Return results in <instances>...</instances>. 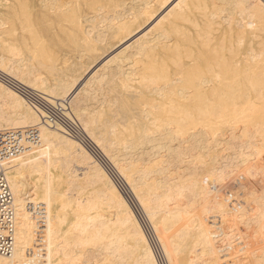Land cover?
I'll return each mask as SVG.
<instances>
[{"label": "bare ground", "instance_id": "obj_1", "mask_svg": "<svg viewBox=\"0 0 264 264\" xmlns=\"http://www.w3.org/2000/svg\"><path fill=\"white\" fill-rule=\"evenodd\" d=\"M170 1L171 0H0V45H2L1 47L6 52L4 57L0 56V72H3V70L8 71L9 73L15 72H12L9 70V68H6L8 66L6 65L5 67V64L3 63L10 61L12 59L10 57H16L17 54L20 53V45L26 46L24 47L25 49H31L30 51L32 53L38 50L42 51L40 55H45L46 53V61H48L47 59H50L52 56L51 62H48V66L46 65L47 67H45L48 72L52 66L56 69H61V65L63 68L67 66L63 61L65 58L63 57L64 59L62 58L61 61L58 58V53L54 54V51H63L70 45H73L71 50H80L81 54V49H86V51L88 50L90 52L89 58H94L96 57V54L94 53L98 51V46L95 42H99L98 40L101 41L99 44H102L104 41L109 42L111 40L112 42H116V39L118 40L119 38L120 40L125 35L127 36L132 29L142 27L141 25H143L145 22L147 23L148 20L150 21V19L155 18V16L158 14L156 17L157 21L153 25L155 30L152 26L149 27H152L151 29H153L152 31L154 32L156 29H158L156 34L157 38L154 37L156 39L152 40V42L147 40L140 41V39L145 37L147 33L151 35L149 28H147V30L143 33L140 32L142 35L138 33L140 34V36H138L140 37L138 39L139 44L137 45L136 49L133 48L136 50L134 53H137V55H135L133 52L132 53L135 57L132 54L131 55L135 59L139 55L140 58L142 57L149 60H147L146 63H150L151 60L154 61L155 58H152L157 56L156 53L159 52V49L161 50L160 54L166 53L169 55V53L171 54V52H174L172 49L177 47L176 50L180 56H178V53H175L177 55L173 54L172 56L174 57L169 55V59H173L172 61L174 64L172 65H175L176 63H178L179 66L185 65L181 66V68L184 67L182 68L183 72L181 69H178L180 72L175 70V74L177 73V75L183 73L180 76L181 78L178 77L177 80H179V78L182 79V77H185L183 78L184 82L182 80V83L178 82L179 84H182V86L176 83L177 80H173V78L170 77L171 74H169L170 72L174 74V72H172L173 68L171 69L169 67L171 69L169 72L167 64L163 66L164 63L161 61V57L158 58V56L156 58H158V61H161L162 64L160 63V65H158L159 62H157L156 59L157 64L156 62H154V64L152 61L150 64L147 63L146 66L144 65L145 67L142 65L143 67L141 66L142 68L140 67L138 71H136L135 68L133 69L136 71V80H133V78L130 77V75H128L126 72L124 75V73L121 72L123 70H121L122 66H117L115 72L110 73L112 75L113 81L109 82L112 83L111 85L113 86L111 87H113V89L116 90V87H118L120 90L127 91V95L129 93V96L122 95L119 93L120 91L117 90L119 91V95L121 94L118 98V104H120L121 109L117 110H120V113H122V116L125 118V124L121 125L122 122H120L122 127L117 129V136L112 134L111 136H108L110 132L108 130L106 131L102 127V132L104 133L105 131L107 137L104 136L105 138H101V136L100 138L104 141H108V145L111 148L115 147V149L118 151H122L123 153L125 152V155H127V153L129 155L130 151L140 149L142 153H147L148 155L152 156L148 164L141 168L135 166L137 161L135 164L130 163V165H132V171H135V174L138 175L140 187L138 186L139 188H137L135 184V181L137 180L131 177V173L129 174V172H125L122 166L117 163L113 156L109 155L114 164H116L118 167V171H120L121 175H123L126 179V185L129 186L131 192L133 191L134 196H136L135 198H137L138 203H140L139 205H141L146 212L145 215H147L146 217H148L150 225L154 230L153 234L155 233V236L158 238V242L160 243L163 249L162 251L166 256L165 259H168L167 261H170V264H192L195 256L198 257V254L203 255L204 252L201 253V251L204 249V247L214 244L213 239L217 240V242L220 239H223V236L219 234L221 232V226L218 225L220 222L213 224L212 221L214 218H218L216 222L220 218L222 219L220 221L230 226L229 221L235 218L232 216L236 213L237 209H240L241 205H247V209L255 213V216H258V219H254L257 220L255 222L264 226V204L260 203L261 205H259L258 202L261 192L259 189L262 188V185H264V0H253V3H249L248 0H232L234 6L236 5L238 9L241 8L239 13L241 15L239 16L241 17V21L237 24H234L235 22L233 20V24L236 26L231 23L232 19L229 17L230 15H225L227 18L223 17L224 20L222 21V24V15H219V13L221 14L222 10L224 13L225 6H221L223 9L217 11L218 8L214 5L216 0H213L215 2H212V0H175L169 9L164 10L163 8H165L167 4L169 5ZM230 6L231 5H229V7ZM236 7L234 8L237 9ZM83 10L86 12L89 10L88 13H90L91 18L86 17L87 19H85L84 17L83 19ZM194 10H197V14L194 13ZM230 11H233V7ZM170 14L172 16H169ZM232 14L234 13L232 12ZM188 18H190V20ZM182 19H184L185 23H191V25L184 26L180 24V22L178 23L179 20L182 22ZM191 19L193 21H191ZM226 19L229 21H227V23H229L227 25ZM89 22H96L98 24L101 22L104 23L103 26L107 28L105 29L107 30V36H105L106 38L103 36L105 39H102L101 37V39L97 40L91 33H88L90 30L93 31V28L96 25L95 24L93 26V24H89ZM224 22L226 28H222ZM87 23L90 25H88L91 27L90 29L88 28ZM151 24L152 23L149 25ZM86 26L88 28L87 30ZM138 31L134 33H137ZM101 34L105 35V33L103 34L102 32ZM2 38L5 39L4 42ZM97 38L99 37L97 36ZM158 38H164V40L161 41ZM7 39L8 41H6ZM137 41H134V43ZM117 42L119 43V41ZM124 47L126 46H123V48ZM132 47H134L133 44ZM100 48H102V46ZM4 51L2 52L4 53ZM191 53L193 55H191ZM48 55H51L50 58H48ZM63 56L66 57L67 55ZM165 56L166 55H164V58ZM43 58L45 59V57ZM43 58L40 57L42 64L44 62L46 63ZM166 58L168 60L167 56ZM32 59H35V57H32ZM145 59L143 63L145 62ZM15 60L18 61L20 59ZM41 60L37 61L41 62ZM105 61H103V63ZM165 62L167 63L166 60ZM13 63L14 62H12V64ZM37 63L35 61V65H37ZM45 63L43 64L44 66ZM136 63L138 62H135V65H137ZM141 63L142 61H140V65ZM12 64L10 62L9 67ZM132 64L130 66H132ZM29 66L31 69L33 68L32 64ZM29 66L26 65L25 67L28 68ZM127 67L128 68L126 69L130 68L129 66ZM1 68L3 70H1ZM177 68L179 67L177 66ZM42 69H44V67H42ZM47 70L44 72L47 73ZM8 72L6 73L8 74ZM184 73H186V75H184ZM27 74L30 76L29 72ZM32 74L34 73L31 72V75ZM37 74V76L35 74L34 75L36 80H39L38 76L40 73ZM14 75L16 74L14 73ZM40 76H42V74ZM35 77L33 76L34 80ZM65 78L66 77H64V79ZM40 79L42 78L40 77ZM16 81L21 83V80L19 79H16ZM51 82H53V80H51ZM23 83L24 82H22V84ZM3 84L12 90L7 86V84L0 81V91L3 90V98L1 101V104L2 102L3 104H0V129H5V127L23 128L28 123L40 125L43 120L39 113L35 109H33L34 113H32V110L28 108L25 101L15 91L12 90V92L8 94ZM71 84H76V81ZM28 85H30L29 87L31 88L32 85L30 83ZM44 86L42 88H44ZM38 87H36V89H40V87ZM113 89L111 91L114 92ZM40 90L44 93L45 89ZM46 92V96L48 94L50 96V93L47 92V94ZM132 94L134 96H132ZM113 111L114 110H112V112ZM122 116L121 118H123ZM124 118L121 120L123 121ZM90 120H85L88 122L83 123L84 129H87L88 123H91ZM113 126L114 125L111 126L110 130L112 128L113 130H116V128H114L115 126ZM49 127L51 128V126ZM107 127L110 126L108 125ZM52 128H54V130L52 129L53 131L44 126L42 130L43 135H40L41 138L43 137V141L40 138V143L41 141L43 143H39V146L31 148L25 151L22 155L15 156L12 159L0 161V172L4 174V177L7 180L9 188L13 194L16 216L14 250L9 257L0 256V264L25 263L27 259V250L34 246L30 242V240H32V238H30V231H32L30 228L33 217L31 218L29 205L33 209V206L35 207L37 204L44 206V211H42L44 214L43 221L45 222L43 223L45 228L43 231L45 232V237L43 240L45 254L43 253L40 256H42L41 258L44 256L48 264H50V261L53 262L55 259L57 260V255L55 254L59 251L62 252L61 249H65L66 245L69 246L70 243H73L71 248H76V251H79V249H81L79 247L82 246L83 248L85 245H90L93 247V251L96 252H102L105 250L111 251L112 249L115 250V252H120V248L123 247L132 260H138V264H156V259L152 249L142 231V228H140L139 223L135 218L136 215L134 216L125 198L117 190L116 186L110 181L108 174L103 171L104 169L102 170L101 167L95 164L98 178L95 180L92 179L93 181L90 180L92 182H90L91 185L88 187L90 191L88 190V193L84 195L88 196L89 192H91L89 197H84L83 201H77L76 199L74 201L65 197L66 195L61 190V184L65 183H63V180L65 179H63L60 174L53 173L52 168L54 169V167L52 166L56 162L54 160L51 161V157L58 151L67 153V150L74 149L76 151L78 150L77 152H79L81 151V146H79L75 140L64 136L63 131L60 129H57L56 127ZM55 129L57 131H55ZM107 132L109 133L107 134ZM227 133L232 136V138H237L241 145H243V148L245 147L247 149V153L244 152L246 157H241L242 159L237 156L239 159L235 160L232 155V160H235L233 163L234 166H232L237 167V171L233 172V176H231V171L226 173L223 172L222 160L225 159V157L222 156L218 158V156L215 155L216 153H213L215 152L213 147L214 145H217V143L218 145L223 143H225L226 146L227 144L229 145L228 142L226 143V141L231 139L229 135V139L226 138L227 140L223 137L224 139L221 140L223 143H220V140L218 139V137L223 135L225 136ZM188 134L190 137L188 139H191L189 141L190 144L193 143L195 145L196 143H205V146L210 147L211 155L210 157L208 156L210 158V161L208 160L209 163L205 162L207 160L204 157L203 158L205 161L199 156L201 154L200 153L198 155L199 157L197 156L199 161L198 158L195 157L197 158L195 160L200 163L199 167H197L200 169L199 172L196 171L197 175L195 172V174L188 177L179 175L176 177V181H174V179V182H165L166 185L160 187L156 182V176L160 173H163V171H166L164 170L165 168L163 169L164 165L161 164L163 161L160 156L162 153L159 154L160 150L163 147L166 148L165 144L167 145V142L168 144H171L173 139L180 141V137L183 138V136L185 137ZM94 137L95 138L93 139H95V142L91 137L90 139L94 142V145L95 143L98 145L99 140L96 136ZM57 146L59 148H57ZM177 146L173 147V149L172 147H167L169 150H171L170 152H172V150L173 153L176 152L175 155L177 156V149H179ZM168 148H166L167 151ZM210 149L208 150L210 151ZM236 153L238 154V152ZM226 158L228 160L229 157L227 156ZM88 160L91 161V158L89 157ZM223 161L226 162V160ZM45 162L47 163L45 164ZM165 162H163V164ZM229 163L230 161H228V164H224V167L230 168L229 166H231V164L229 165ZM44 164L48 167L47 171H49L50 168V174H48L49 176L47 177L42 175V173H44L42 172V169L46 167ZM224 179L225 181H222ZM27 180H30L33 183L32 189L30 191L32 196H30L31 198L26 195L25 187L27 184L25 183ZM100 185L106 186H103L104 188H107V190L105 189V194V190L103 191V187ZM220 185L225 186V190L220 192ZM254 187H259V189L252 190ZM76 193H79L78 190ZM171 196L174 197L172 198L175 201V204L172 205L168 203L170 200H172ZM182 196H186L187 198L186 206L182 205L184 201L179 203V200ZM214 199L217 200L215 201ZM213 200L214 205L212 204ZM243 202L245 204H243ZM257 202L258 205L256 204ZM185 203L186 201L184 204ZM111 208H113L112 212L109 211ZM214 209L215 215H211ZM106 211L110 214L105 213ZM36 216H38V214ZM209 216L212 218L209 219ZM237 216L240 215L236 214V218ZM250 216L251 215L248 213V218ZM239 218H241V216ZM241 219L245 218L243 217ZM145 220L147 221V219ZM246 220L242 222H245ZM252 222L253 221L250 223L252 224ZM257 223H255V225H258ZM238 225H240V223ZM238 225L236 226L238 227ZM241 225L243 224L241 223ZM258 227L254 228L257 229ZM209 228L212 230V232ZM239 228L240 227H238V231H240L241 234L242 228L244 227L240 228L241 230ZM263 228H260V230H264ZM253 230L249 233L260 231ZM248 231L249 229L247 232H243L244 236L245 234H248ZM261 233L262 232L260 231V236L258 238L257 236H253L255 237L254 241L252 242L250 240V246L248 245L250 250L247 251V253L252 255L251 258L254 259H252L253 262H256L254 264H264V236ZM261 235L263 238H260ZM166 236H171L173 239L171 241L175 244V248L170 245L171 241L169 244L166 243ZM240 236L237 235V237H235L238 239ZM244 236L242 235L243 240ZM189 238H192L193 242L191 243L190 247H187L186 243L188 242ZM240 238L237 241L241 242ZM249 238L250 236L248 239ZM58 239L62 240L63 243L61 241L59 242ZM34 240L35 244L39 243L37 235L35 236ZM116 242H118L117 244L119 245H117ZM178 242L179 246H181V250L183 251L185 249L183 253L181 252L182 254H178ZM62 244L65 246H62ZM226 244L228 243L226 242ZM58 245L62 246L61 249L59 248L60 250L56 248ZM235 245L232 247V250L236 249ZM74 246H79V249L77 250V247ZM208 247L206 249H208ZM71 248H69V252ZM209 248L211 249V247ZM218 248L220 247L218 246ZM175 249L176 252L175 256L173 257ZM54 251V255L56 257L54 256V258L52 257L51 259V254ZM66 251L65 253L68 252ZM76 251L75 254L77 253ZM60 252L58 254H60ZM96 252L93 253L96 255ZM213 252L214 251H212V253ZM68 253L65 254V256L69 255V258L70 254ZM106 253V256L103 255V257H105V261L103 258H101V260L109 264V260L106 261V259L111 252H105V254ZM61 254V256H63V252ZM208 254L207 255L210 256V253ZM73 256L75 255H72L71 257L73 258ZM58 258L60 259V257ZM202 258H204V255L203 257L201 256L200 260H198L199 263L203 260ZM212 259L210 260L211 262L213 261ZM205 261L208 264L210 262H207V260ZM231 261L232 260L230 258V262ZM135 262L136 261H132V263ZM230 262L229 264H232V262ZM201 263H204V261Z\"/></svg>", "mask_w": 264, "mask_h": 264}, {"label": "rangeland", "instance_id": "obj_2", "mask_svg": "<svg viewBox=\"0 0 264 264\" xmlns=\"http://www.w3.org/2000/svg\"><path fill=\"white\" fill-rule=\"evenodd\" d=\"M174 1L175 0H171L170 1V3H169V5L167 4L166 5V7L165 8H163L164 10H166V9H169L172 5H173V3H174ZM221 0H216V2L215 1H213L212 0V2H215V6L218 8L217 9V11H220L221 9H223V8H221V6L223 7V6H225L224 8V13H223V10L221 11L222 13L220 14L219 13V15H222V17H221V22L224 20V18H227V16L225 17V15H230L229 17L232 19V24L234 23V24H237V23H239L240 21H241V17H239V16H241L239 13H240V11H241V8H239L238 9V7H236V5L234 6V4L232 3V0H226V2H225V0H224V2H223V0L220 2ZM230 2H231V4H230ZM248 2L249 3H253L254 1L253 0H248ZM221 3V4H220ZM223 4V5H222ZM226 4V5H225ZM129 5V4H128ZM127 5V6H128ZM229 5H231L230 7H229ZM126 6V7H127ZM227 7V8H226ZM228 7H229V10H228ZM232 7H233V13L234 14H232V12L230 11V10H232ZM234 7H236L237 9H235ZM231 8V9H230ZM230 12H228L227 10ZM163 10V11H164ZM236 10V11H235ZM162 11V10H161ZM193 11V10H192ZM195 12V14H197L196 12H197V10H194ZM235 11V12H234ZM239 11V12H238ZM89 12V10L86 12L85 10H83V19H84V17H85V19H87V18H91V16H90V13H88ZM226 12V13H225ZM238 14H237V13ZM85 13V14H84ZM229 13V14H228ZM238 15H236V14ZM85 15V16H84ZM92 15V14H91ZM155 15V14H154ZM236 15V16H235ZM89 16V17H88ZM158 16V14L155 16V18H152V19H150V21L148 20L147 21V23L145 22L143 25H141L142 27H137V28H135V29H132L133 30V32H132V30H131V32L126 36H124L123 38H121L120 40H119V38H118V40L116 39L115 41L116 42H112V40L111 41H109V42H107V41H104V42H102V44L100 45L99 44V42H101L100 40H98V39H101V37H102V39H105L106 37L105 36H107V30H105V29H107L105 26H103L104 25V23H100V24H98V23H96V22H89V24L90 23H92L93 24V26H94V28H93V31H91L90 30V32H88V33H91L92 35H93V37H95L99 42H95L96 44H97V46H98V51L97 52H95L94 54H96V57H94V58H89V56H90V52L88 51V53H87V51H86V49H81V52H82V54L80 53V50H78V49H76V50H78V51H74V50H71V48H73V45H70V46H68V47H66L65 48V50H63V51H61V50H55L54 51V54H57L58 55V58L62 61V58L64 59L63 61L65 62V64L67 65L65 68H63L62 67V65H61V69H56V68H53V66H52V68L50 69L51 70V72H50V70H49V72H48V70L45 68V67H47L48 66V64L51 62V58H52V56H51V58H50V56L48 55V58H50V59H47L48 61H46V57L47 56H45L46 55V53H45V55L43 56V55H40V53L42 52V51H40V50H38V51H34L33 53L27 48V49H25L24 47H26V46H21L20 45V53H18L17 54V56L15 57H10V58H12L10 61H8V62H5V63H3V64H5L4 66L6 67V65L8 66V67H6V68H9V70H11L12 72H14L16 75H14V73H9L8 71H4L2 68H1V70H3V74L4 75H6V76H8V77H10V78H14L15 80L16 79H19V80H21V84H22V82H24L23 83V85H25L26 86V83H27V87L28 88H30L29 86L30 85H28L29 83L32 85L31 86V89H32V87H33V89L32 90H34L35 92H38L39 94H41L47 101H49V102H51V103H53V104H57V103H62V104H64L65 105V109H66V112H67V115H69L70 117H72V118H75L78 122H79V124L81 125V127H82V129H83V131L84 132H86L85 134L87 135V137L90 139V137L93 139V138H95L94 136H96L97 138H98V140H99V143H100V146H99V143H98V145H96V143H95V145L97 146L96 147V150L98 151V153H99V155H100V157L102 158V160H103V162H99L96 158H94L93 156H91V154L89 153V152H87L84 148H82L81 147V151H79V152H77L76 150H67V153H62L61 151H58L57 153H55V154H53L52 155V157H51V161L52 160H54L56 163V165L54 164L52 167H54V169L52 168V171H53V173L54 174H60L61 176H62V178L63 179H65V180H63V183L64 184H61V190H62V192H64V194L66 195L65 197H67V198H69V199H71V200H74L75 201V199L77 200V201H83V198L85 197H89L90 196V193L91 192H89V195L88 196H84V195H86L87 193H88V187L91 185V181H93V180H95L96 178H98L97 177V171H96V167H95V164L96 165H98L99 167H101L102 168V170L106 173V174H108V177L110 178V181L113 183V185H115L116 186V188H117V190L123 195V197L125 198V200H126V202H127V204L129 205V207H130V209L132 210V212H133V214H134V216H135V218L137 219V221H138V223H139V226H140V228H142V231H143V233H144V235H145V237H146V239H147V241H148V243H149V245H150V247H151V249H152V252H153V254H154V257H155V259H156V264H170V261H167L168 259H165V255H164V252L162 251L163 249H162V247H161V245H160V243L158 242V238H157V236H155L156 234L154 233L153 234V232H154V230H153V228H152V226L150 225V222H149V220H148V217H146L147 215H145V211H144V209L142 208V206L141 205H139L140 203H138V199L137 198H135L136 196H134V193H133V191L131 192V189L129 188V186H127L126 184V179L124 178V176L123 175H121V173H120V171H118L119 169H117L118 167L116 166V164H114V162L112 161V159L110 158V156L109 155H112L113 156V158L117 161V163H119L121 166H122V168H123V170L125 171V172H129V174L131 173V177H133V179H136L137 181H135V184H136V186H137V188H139L140 187V183H139V180H138V175L137 174H135V171H132V165H130V163L132 164V163H136V161H137V165L135 164V166H137L138 168H141V167H143L144 165H147L148 164V162H149V160L151 159V157L152 156H150V155H148L147 153H142V151L140 150V149H136V150H134V151H130L129 152V155H128V153H127V155H128V157H127V155H125L126 153L124 152H122V151H118L117 149H115V147L114 148H111L108 144H109V142L108 141H104L103 139H101V138H103L104 136L105 137H107V135H106V133H105V131H104V133L102 132L103 130H102V127H103V129H105L106 131L108 130L109 132H107V134H108V136L110 135L111 136V134L112 135H116L117 136V134H118V130L117 129H119V128H121L122 126L121 125H123V124H125V118L122 116V113H120V110H117V109H121L120 108V104H118L119 103V101H118V98L120 97V95L122 94V95H127V91H123V90H120L118 87H116V90L115 89H113V87H111V86H113V85H111L112 83L111 82H109V81H113V78H112V75L110 74L111 72H115V70H116V67L117 66H122L121 67V72L122 73H124V75H125V72L126 73H128V75H130V77H132L133 78V80H136V71H138V69L143 65H147V63H146V61L148 60V59H145V58H142V60H141V58H140V56L138 55V57H136V59L134 58L135 56H134V54L135 55H137V53H134V51L136 52V50H134L133 48H135L136 49V47H137V45L139 44V38L140 37H138V36H140V34L142 35V33L144 32V31H146L147 30V28H149L150 26H152L153 27V25H154V23H156V21H157V19H156V17ZM169 16H172L171 14L169 15ZM87 17V18H86ZM154 17V16H153ZM224 17V18H223ZM233 17V18H232ZM234 17H238L237 19L236 18H234ZM189 20H190V18H188ZM230 19V20H231ZM239 19V20H238ZM183 21V23L181 22V20H179L178 21V23L180 22V24H182V25H184V26H190L191 25V23H185L184 22V19H182ZM233 20H234V22H233ZM236 20V21H235ZM237 20H238V22H237ZM154 21V22H153ZM186 21H188V20H186ZM191 21H193L192 19H191ZM227 19H226V25L227 24H229V23H227ZM190 22V21H189ZM229 22V21H228ZM150 23H152L151 25H149ZM88 23H87V26L89 25ZM92 24H91V26H92ZM148 24V25H147ZM186 24V25H185ZM222 24H223V22H222ZM233 24V25H234ZM156 25V24H155ZM226 25H225V22H224V25H223V27L222 28H226ZM239 25V24H238ZM237 25V26H238ZM87 26H86V30L89 28H91V27H89L88 26V28H87ZM234 26H236V25H234ZM101 27V28H100ZM151 27V28H152ZM103 28V29H102ZM151 28H149L150 29V33H151V35L149 34V33H147V35L145 36V37H143L142 39H140V41L142 40V41H151L152 42V40H154V39H156L157 38V36H156V34H157V31H158V29H156V31L154 32V31H152L153 29H154V27H153V29H151ZM155 28H156V26H155ZM158 28V27H157ZM137 29V30H136ZM141 29V30H140ZM97 30H99V31H97ZM139 30V31H138ZM143 30V31H142ZM155 30V29H154ZM136 31H138L137 33H134V32H136ZM101 32L104 34L105 33V35H102L101 34ZM140 32H142V33H140ZM149 32V31H148ZM153 32V33H152ZM94 33V34H93ZM98 33V34H97ZM138 33H140V34H138ZM133 34H136V35H133ZM148 34H149V37H148ZM95 35V36H94ZM100 35V36H99ZM102 35V36H101ZM155 35V36H154ZM97 36L99 37V38H97ZM103 36L105 37V38H103ZM152 36V37H151ZM136 37V38H135ZM151 37V38H150ZM154 37H156V38H154ZM149 38V39H148ZM3 39V42L5 41V39L4 38H2ZM123 39V40H122ZM128 39V40H127ZM134 39V40H133ZM136 39V40H135ZM151 39V40H150ZM158 39H160L161 41H163L164 40V38H158ZM1 40V39H0ZM127 40V41H126ZM130 40V41H129ZM138 40V41H137ZM6 41H8V39L6 40ZM117 41H119V43L117 42ZM133 41V42H132ZM134 41H137V42H135L134 43ZM107 42V43H106ZM112 42V43H111ZM108 43H110V44H108ZM113 43H115V44H113ZM118 43V44H117ZM149 43V42H148ZM122 44V45H121ZM129 46H128V45ZM132 44H133V46L134 47H132ZM100 45V46H99ZM105 45H107V46H105ZM120 45V46H119ZM2 45H0V56H2V57H4L6 54V52L3 50V48L1 47ZM102 46V48H100ZM115 46V47H114ZM123 46H126V47H124L123 48ZM131 46V47H130ZM28 47V46H27ZM70 47V48H69ZM117 47V48H116ZM130 47V48H129ZM127 48V49H126ZM129 48V49H128ZM123 49H124V51H123ZM133 49V50H132ZM177 49V47L175 48H173L172 49V51L174 50V52L172 53L171 51V54L169 53V55H177V54H175V53H178V51L176 50ZM30 52H28V51ZM84 50V51H83ZM2 51H4V53L2 52ZM72 51V52H71ZM86 51V52H85ZM112 51V52H111ZM123 53H122V52ZM126 51V52H125ZM128 51V52H127ZM160 49H159V52H157L156 54H157V56H158V58H160V59H162L161 61H163V63H164V65L163 66H165L166 64H167V68H173V70H172V72H174V74H175V70H178V69H181V71L183 72V70H182V68H184V67H182L181 68V66H185V65H181V66H179V64L178 63H176L175 65H172V64H174V62L172 61V60H170L169 59V55H167L166 53L165 54H163V53H161L160 54ZM176 51V52H175ZM77 52V53H76ZM115 52H117V53H115ZM134 54H133V53ZM62 53V54H61ZM69 53V54H68ZM115 53V54H114ZM130 53V54H129ZM168 53V52H167ZM33 54V55H32ZM37 54H39V55H37ZM79 54V55H78ZM84 54V55H83ZM122 54V55H121ZM127 54V55H126ZM134 56V57H132V55ZM190 54V53H189ZM193 54H194V52H193ZM192 53H191V55H193ZM63 55H67L66 57L65 56H63ZM114 56V58H113V56ZM119 55V56H118ZM159 55H161V56H159ZM164 55H166L167 57H168V60H167V58H166V56H165V58H164ZM45 57V59L43 58V57ZM69 56V57H68ZM79 56V57H78ZM84 56V57H83ZM112 56V57H111ZM156 56V57H157ZM178 56H180L179 55V53H178ZM32 57L34 58L35 57V59H32ZM39 57V58H38ZM40 57L41 58H43L45 61H46V63H45V66L42 64V60L40 59ZM81 57V58H80ZM87 57H88V59H87ZM111 57V58H110ZM130 57V58H129ZM156 57H153L152 59H154V61L153 60H151V62L153 61V63L154 62H156V59H157V62H159L158 60V58H156ZM167 61V63L165 62V60L163 59V58ZM172 57H174V56H172ZM109 58V59H108ZM124 60H123V59ZM135 60H134V59ZM15 59H20V60H18V61H16ZM79 59V60H78ZM90 59V60H89ZM94 59V60H93ZM106 59H108L107 61H105ZM113 59V60H112ZM122 59V60H121ZM132 59V60H131ZM138 59V60H137ZM140 59V60H139ZM144 59H145V62L143 63V61H144ZM150 59V58H149ZM40 61L41 60V62H38V61ZM65 60H67V61H65ZM82 60V61H81ZM116 60V61H115ZM137 60V61H136ZM27 61V62H26ZM29 61H30V64H32V69H31V67L29 66L30 64H29ZM35 61H36V63H37V65H35ZM60 61V62H61ZM92 61V62H91ZM103 61H105L104 63H103ZM113 61V62H112ZM125 61V62H124ZM138 62V63H136L137 65H139V66H137V65H135V62ZM140 61H142V63H141V65H140ZM149 61V60H148ZM159 62V64L158 65H160V63L162 64V62ZM172 61V62H171ZM10 62H11V64H12V62H14L10 67H9V65H10ZM49 62V63H48ZM120 62H121V64H120ZM150 62V63H151ZM157 62H156V64H157ZM171 62V63H170ZM41 63V64H40ZM89 63H91V64H89ZM132 64V66H130L131 64ZM150 63H148V64H150ZM16 64H18V65H16ZM22 64V65H21ZM83 64V65H82ZM104 66H103V65ZM112 64V65H111ZM127 64V65H126ZM130 64V65H129ZM155 64V63H154ZM153 64V65H154ZM15 65H16V67H15ZM29 66L28 68L27 67H25V66ZM41 65H43V66H41ZM47 65V66H46ZM84 65H86V66H84ZM88 65V66H87ZM114 65V66H113ZM158 65H157V67H158ZM102 66V67H101ZM127 66H129L130 68L129 69H126V68H128ZM135 66V67H134ZM142 66V67H143ZM144 66V67H145ZM154 66H156V65H154ZM162 66V67H163ZM175 66V67H174ZM177 66L179 67V68H177ZM21 67V68H20ZM39 67H41V68H39ZM42 67H44V69H42ZM87 67V68H86ZM105 67V68H104ZM133 67V68H132ZM138 67V68H137ZM141 67V68H142ZM160 67V66H159ZM15 68V69H14ZM35 68V69H34ZM99 68V69H98ZM101 68V69H100ZM115 68V69H114ZM132 68V69H131ZM136 69V71L135 70H133V69ZM168 69L169 70V72L171 71V69ZM175 68H177V69H175ZM17 69H19V70H17ZM26 69V70H25ZM32 71H31V70ZM38 69V70H37ZM42 69V70H41ZM57 71H56V70ZM77 69V70H76ZM79 69V70H78ZM85 69V70H84ZM95 69V70H94ZM104 69H105V71H104ZM47 70V73L46 72H44V71H46ZM52 70H54V71H52ZM92 70V71H91ZM103 70V71H102ZM111 70H113V71H111ZM125 70V71H124ZM18 71V72H17ZM35 71H38V72H35ZM6 72H8V74L6 73ZM20 72V73H19ZM30 73V76L27 74V73ZM31 72L32 73H34L36 76L38 75L37 73H40L39 74V80L37 79L36 80V77H35V75L34 74H32L31 75ZM72 72V73H71ZM100 72V73H99ZM117 72V71H116ZM177 72V71H176ZM178 72H180V70H178ZM18 73V74H17ZM26 73V74H25ZM77 73V74H76ZM102 73V74H101ZM42 74V76H40ZM50 74V75H49ZM100 74H101V76H100ZM169 74H171V78H173V80H177L178 79V77H180L181 76V74H183V73H181V74H178L177 75V73L174 75L173 73H169ZM70 75V76H69ZM172 75H173V77H172ZM176 75H177V78H176ZM184 75H186V73H184ZM183 75V76H184ZM16 76V77H15ZM33 76L35 77V80L33 79ZM51 76H52V78H51ZM69 76V77H68ZM20 77V78H19ZM37 77V78H38ZM40 77L43 79V81H42V79H40ZM64 77H66L65 79H64ZM71 77V78H70ZM74 77V78H73ZM80 79H79V78ZM99 77H101V78H99ZM24 79V80H22V79ZM111 78H112V80H111ZM175 78V79H174ZM181 78V77H180ZM179 78V80H177V82L176 83H182V81L184 80L183 78H185V77H182V79H180ZM45 79H46V81H45ZM27 80V81H26ZM41 80V81H40ZM51 80H53V82H51ZM96 80V81H95ZM97 80H99V81H97ZM182 80V81H181ZM63 81V82H62ZM68 81V82H67ZM76 81V84H71V83H73V82H75ZM181 81V82H180ZM37 82V83H36ZM44 82V83H43ZM61 82V83H60ZM70 82V83H69ZM134 82H136V81H134ZM184 82V81H183ZM35 83V84H34ZM63 83V84H62ZM178 83V84H179ZM59 84V85H58ZM85 84V85H84ZM107 84V85H106ZM183 84H185V83H183ZM4 85V84H3ZM40 85V86H39ZM42 85V86H41ZM45 85V86H44ZM54 85V86H53ZM180 86H182V84H179ZM5 86V85H4ZM40 87V89H45L44 90V93L40 90V89H36V87ZM44 86V88H42ZM62 86V87H61ZM104 86V87H103ZM107 86V87H106ZM38 87V88H39ZM46 87V88H45ZM60 87V88H59ZM111 87V88H110ZM49 88V89H48ZM63 90H62V89ZM84 88V89H83ZM5 89H6V92H8V94L10 93V92H12V90H10L9 88H7L6 86H5ZM48 89V90H47ZM53 89V90H52ZM56 89V90H55ZM114 90V92L113 91H111V90ZM51 90V91H50ZM117 90H119V91H117ZM42 93H41V92ZM49 92L50 93V96H49V94L47 93V92ZM45 92L48 94L47 96H46V94H45ZM56 92V93H55ZM111 92V93H110ZM113 92V93H112ZM117 92V93H116ZM121 93L120 95H119V93ZM53 93V94H52ZM84 93H85V95H84ZM125 93V94H124ZM130 93H132V92H130ZM3 90H1L0 91V104H1V101H2V98H3ZM115 94V95H114ZM118 94V95H117ZM53 97H52V96ZM106 95V96H105ZM127 96H129V93H128V95ZM130 96H131V94H130ZM132 96H134L133 94H132ZM51 97V98H50ZM104 97V98H103ZM96 98V99H95ZM113 98V99H112ZM98 99V100H97ZM101 99V100H100ZM100 102V103H99ZM2 104H3V102H2ZM1 104V105H2ZM28 106V105H27ZM108 106V107H107ZM1 107H3V106H1ZM5 108V107H4ZM28 108H30L31 110H32V113H34V110L30 107V106H28ZM109 108V109H108ZM111 110V111H110ZM112 110H114L113 112H112ZM118 112V113H117ZM89 113V114H88ZM117 113V114H116ZM92 114V115H91ZM116 114V115H115ZM115 115V116H114ZM111 116V117H110ZM114 116V117H113ZM121 116L124 118V122L121 120V119H123V118H121ZM116 117V118H115ZM83 118H85V119H83ZM92 118V119H91ZM91 119V120H90ZM85 120H90L91 121V123L89 122L88 123V127H87V129H84V126H83V123H87L88 121H85ZM117 120V121H116ZM97 121V122H96ZM43 122V121H42ZM40 123V125L39 124H35V123H28L25 127H28V126H37L38 128H39V131H40V135L42 136L43 134H42V130H43V128H44V126L46 127V128H48L49 130H54V128H50L45 122H43V123ZM94 122V123H93ZM115 124H114V123ZM120 122H122V124L120 125ZM45 123V124H44ZM105 123V124H104ZM118 123H119V125H118ZM43 124H44V126H43ZM90 124V125H89ZM110 126V127H107L108 125ZM48 127H47V126ZM112 125H114L113 127L114 128H116V130H117V132H116V130L114 129L113 130V128L110 130V128H111V126ZM117 125V126H116ZM43 127V128H42ZM104 127H106V128H104ZM5 128H10V127H5ZM91 128H92V130H91ZM107 128H109V129H107ZM95 129V130H94ZM52 130V131H53ZM90 130H91V132H90ZM55 131H57L56 129H55ZM100 131V132H99ZM59 132V131H58ZM102 132V133H101ZM113 132V133H112ZM114 132H115V134H114ZM92 135H91V134ZM97 133V134H96ZM117 133V134H116ZM61 134H63V133H61ZM95 134V135H94ZM104 134V135H103ZM64 135V134H63ZM100 135V136H99ZM229 134L227 133L225 136L223 135V136H221V137H218V139L220 140V143H223L221 140L222 139H229L228 137L230 136H228ZM64 136H66V135H64ZM93 136V137H92ZM102 136V137H101ZM67 137V136H66ZM101 137V138H100ZM104 137V138H105ZM224 137V138H223ZM67 138H69V137H67ZM184 138V139H183ZM183 138H179L180 139V141H176V140H172L171 141V144L169 143L168 144V142H167V145L165 144V146H166V148H170V147H172V149H173V147H175V146H177V145H180V146H177V148H179V149H177V156L175 155L176 154V152L175 153H173V150H172V152H170L171 150H169V148H168V151H167V149L165 148V147H163L161 150H160V153L159 154H161L160 156H161V159H162V161L163 162H165L164 164H163V162L161 163L162 165H164L163 166V169L164 170H166V171H163V173H160V174H158L157 176H156V182L158 183V185L160 186V187H163L164 185H166L165 184V182L167 183V182H174V181H176L177 179H176V177L177 176H183V177H188V176H191V175H193V174H195L196 173V175H197V172H199V170L200 169H198L197 167H199V165H200V163H198V161H199V156L200 157H204L207 161H205V159H204V161L205 162H207V163H209L208 162V160L210 161V153H211V149H210V147H208V146H205V143H196L195 145L193 144V143H191L190 144V140L188 139V138H190L189 137V134L187 135V136H183ZM230 138L231 139H229V141H226V143L228 142L229 143V145L227 144V146H226V144L225 143H223V144H220V145H218V143H217V145H214V147H213V149L215 150V152H213V153H216L215 155H217L218 156V158H220V157H225V159H223V160H226V162L225 161H223L222 160V165H223V172L224 173H226V172H229V171H231V176H233L234 175V171H237V167H233L234 166V162H235V160L236 159H239V158H241V157H246L245 156V153H247V149L244 147L243 148V145H241V143H240V141L236 138H232V136H230ZM183 139V140H182ZM41 140L43 141V137L41 138ZM91 140V139H90ZM95 139H93V141H94ZM182 140V141H181ZM187 140V141H186ZM219 140H218V142H219ZM232 142H231V141ZM41 141V143L40 144H42L43 142ZM92 141V140H91ZM92 141V142H93ZM173 141H175V142H173ZM253 141V140H252ZM95 142V141H94ZM94 142H93V144H94ZM188 142V143H187ZM183 144V145H182ZM189 144V145H188ZM198 144V145H197ZM234 144V145H233ZM187 147H186V146ZM193 145V146H192ZM203 145V146H202ZM242 146V148H241V146ZM39 146V145H38ZM59 147H61L60 145H58ZM57 146V148H59ZM80 146V145H79ZM168 146V147H167ZM182 146V147H181ZM195 146H197V147H195ZM221 146H223V147H221ZM195 148V149H194ZM183 149V150H182ZM208 149H210V151L208 150ZM241 149V150H240ZM166 150V151H165ZM180 151V152H179ZM184 151V152H183ZM188 151H189V153H188ZM227 151V152H226ZM134 154H132V153ZM182 152V153H181ZM194 152V153H193ZM236 152H238V154L236 153ZM245 152V153H244ZM140 153V154H139ZM166 153V154H165ZM168 153V154H167ZM173 153V154H172ZM195 153H196V156H195ZM198 153V154H197ZM203 155H201V154ZM243 153V154H242ZM130 154H132V155H130ZM137 154V155H136ZM169 154H170V156H169ZM185 154V155H184ZM190 154V155H189ZM200 154V155H199ZM234 154H236V155H234ZM105 155V156H104ZM199 155V156H198ZM232 155H233V157H234V159L232 160ZM240 155V156H239ZM244 155V156H243ZM132 156V157H131ZM168 156V157H167ZM198 156V157H197ZM209 156V157H208ZM229 157L228 158V160H227V158L226 157ZM239 158H238V157ZM89 157L91 158V161H89L88 159H89ZM172 157V158H171ZM175 157V158H174ZM182 157V158H181ZM194 157V158H193ZM195 157H197L198 158V161L197 160H195V159H197V158H195ZM232 157V158H231ZM108 158H110V159H108ZM130 158H132V159H130ZM185 158V159H184ZM189 158V159H188ZM209 158V159H208ZM165 161H164V160ZM176 159V160H175ZM181 159V160H180ZM242 159V158H241ZM134 160V161H133ZM221 160V159H220ZM110 161H111V163H110ZM168 161V162H167ZM179 161V162H178ZM228 161H230V163H229V165L231 164V166H229L230 168H225L224 166V164H228ZM92 164H91V163ZM183 162V163H182ZM187 162V163H186ZM192 162V163H191ZM232 162V163H231ZM47 162H45V164H46ZM58 163V164H57ZM44 164V165H45ZM170 164V165H169ZM194 164V165H193ZM43 165V166H44ZM58 165V166H57ZM180 165V166H179ZM198 165V166H197ZM233 165V166H232ZM46 166V165H45ZM44 166V167H45ZM184 166V167H183ZM116 167V168H115ZM47 168V169H46ZM59 168V169H58ZM180 168H182V169H180ZM234 168H236V169H234ZM244 168V167H243ZM178 169V170H177ZM184 169V170H183ZM196 169V170H195ZM226 171H225V170ZM46 170V171H45ZM48 170V167L46 166L44 169H42V172H44V173H42V175H44V177H47V176H49L48 174H50V168H49V171H47ZM62 172H61V171ZM170 171V172H169ZM185 171H186V173H185ZM192 171V172H191ZM197 171V172H196ZM175 174H174V173ZM195 172V173H194ZM46 173H47V175H46ZM167 173V174H166ZM169 173V174H168ZM172 173V174H171ZM174 174V175H173ZM46 175V176H45ZM65 175V176H64ZM198 177V176H197ZM115 178H116V180H115ZM93 179V180H92ZM175 179V180H174ZM91 180V181H90ZM174 180V181H173ZM222 181H225V179L224 180H222ZM227 181V180H226ZM91 182V183H90ZM25 184H27L26 185V187H25V190H26V195L29 197V198H31L32 196H31V189H32V185H33V183L30 181V180H27L26 181V183ZM67 186V187H66ZM77 186V187H76ZM87 187V188H85V187ZM99 186V185H98ZM100 186H102V185H100ZM104 187H106L105 185H103ZM102 186V187H103ZM139 186V187H138ZM221 186V189H220V192L221 191H223V190H225V186H222V185H220ZM76 187V188H75ZM102 187H101V189H102ZM103 187V191L106 189L107 190V188H104ZM73 188H74V190H73ZM85 188V189H84ZM67 191H65V190ZM255 189H259V187H257V188H252V190H255ZM264 185H262V188H260L259 190L261 191L260 192V197L258 198V202H259V205H261V204H264ZM77 190H78V192L79 193H76L77 192ZM106 190H105V192H104V194L106 193ZM72 191V192H71ZM73 191H75V192H73ZM83 191V192H82ZM90 191V190H89ZM82 192V193H81ZM263 192V193H262ZM81 193V194H80ZM184 193H187V192H184ZM262 193V194H261ZM68 195V196H67ZM31 196V197H30ZM173 196H171V198H172ZM174 198V197H173ZM172 198V200H170L168 203L170 204V205H172V204H175V201H174V199ZM186 198V196H182L181 197V199L179 200V203H181L182 201H186V203L184 204V202H183V204L182 205H187V198ZM170 199V198H169ZM261 199V200H260ZM215 201L217 200V199H214ZM214 200L212 201V204L214 205ZM261 201V202H260ZM171 202V203H170ZM258 202L256 203L257 205H258ZM263 202V203H262ZM178 203V204H179ZM261 203V204H260ZM243 204H245L244 202H243ZM40 205V206H39ZM39 206V207H38ZM245 207V209H244V207ZM44 207L43 205H41V204H37V205H35V207L33 206V209H32V207H30V205H29V208H30V211H31V218H32V220H31V230L32 231H34V232H32V231H30V238H32V240H30V242L32 243V245H34V246H32L30 249L32 250V251H34L33 253H32V256H30V257H28V259H26L27 261H25V263L24 264H45V263H47L46 261V259H45V257L43 256V258H41L42 256H40V255H42L43 253H44V248H43V251H41V252H38L37 251V249H36V247H37V245L38 244H35V236L37 235V237H38V233H37V231L36 230H38V226H39V221H38V219H37V217L39 218V216L40 217H43L44 218V214H43V211H44V208L42 209V208ZM141 207V208H140ZM244 210H243V209ZM112 209L113 208H111L109 211H111L112 212ZM215 209H217V208H215ZM215 209L213 210V212L211 213V215H215ZM34 210V211H33ZM40 210H43V211H40ZM144 212H143V211ZM240 210H242V211H240ZM251 210H248L247 209V205L245 206V205H241V207H240V209H237V211H236V213L235 214H233V218L235 217L236 218V214L237 215H240L241 216V218H245V219H241V218H239L240 216H237V218L235 219H231V221H229V223H230V226L228 225V224H224L222 221H220V220H222V219H220L219 218V220L216 222V220L218 219V218H214L213 219V221H212V223L213 224H215V223H219L218 225H220L221 227V232L219 233L221 236H223V239H220L218 242H217V240H215V239H213V243L214 244H211V245H208L209 247H211V249L208 247V249H210V250H208V249H206L207 247H204V246H202V247H204V249H202V251H201V253H206V254H204L203 253V255H204V258H202L203 260L202 261H200V263L201 262H203L204 261V263H201V264H205L206 263V261L205 260H207V262L208 261H210L212 258V262L210 261L209 262V264L211 263V264H229V262H230V258H231V262H232V264H254V263H256V262H253V258H251L252 257V255H250L249 253H247V251H249L250 250V248L248 247V245L250 246V243L249 242H253L254 241V239H255V237H253V236H257V238L260 236V234H259V232L261 231L262 233L261 234H263V236H264V233H263V231L264 230H260V228H263L264 226L263 225H260V224H258L257 222H255V221H257V220H254L255 218H257L258 216H255V213H253L252 211L250 212ZM245 212V213H244ZM34 213V214H33ZM105 213H108L107 211L105 212ZM214 213V214H213ZM245 215H244V214ZM248 213H249V215H251L249 218H248ZM251 213V214H250ZM254 215H253V214ZM38 214V216H36ZM108 214H110V213H108ZM243 214V215H242ZM247 214V215H246ZM41 215H43V216H41ZM253 215V216H252ZM260 216V215H259ZM147 219V221L144 219ZM209 219L210 218H212V217H208ZM253 218V219H252ZM239 221H238V220ZM241 219V220H240ZM247 219V220H246ZM249 219V220H248ZM258 219V218H257ZM44 220V219H43ZM43 220H41L43 223H45ZM235 220V221H234ZM237 220V221H236ZM244 220H246L247 221V223H246V221L245 222H242V221H244ZM253 221L252 222V224L250 223L251 221ZM40 221V222H41ZM248 221H250V222H248ZM234 222V223H233ZM237 224H236V223ZM240 223V225H241V223L243 224V225H238L239 223ZM254 223V224H253ZM255 223H257L258 225H255ZM232 224V225H231ZM245 224V225H244ZM236 225H238V227H240V228H242V227H244V228H242V233L240 234V231H238V227L236 226ZM249 225V226H248ZM229 226V227H228ZM246 226H248V227H246ZM252 226H254V227H258L257 229L258 230H260L259 232H251V233H249L250 231H252L253 229H255L254 227H252ZM261 226V227H260ZM208 227H210V226H208ZM245 227H246V229L248 230L249 229V231H248V237L250 236V238L248 239V237H247V235L245 234V236H244V233H245V231L247 232V230L245 229ZM252 228V230H251V228ZM34 228V229H33ZM236 228V229H235ZM239 228V229H240ZM19 229V228H18ZM210 229V228H209ZM244 229V230H243ZM257 229H255V230H253V231H258ZM264 229V228H263ZM43 231L45 230V228H43L42 229ZM229 230V231H228ZM241 230V229H240ZM210 231L212 232V230L210 229ZM32 232V233H31ZM238 232H239V234H238ZM244 232V233H243ZM45 233V232H44ZM254 233H257V234H254ZM250 234H253V235H250ZM33 235H34V238H33ZM169 235V234H168ZM237 235L238 236H240V237H238V239L236 238L237 237ZM242 235L244 236V240H245V242H244V240H243V237H242ZM236 236V237H235ZM252 237V238H251ZM239 238L241 239V242L240 241H237V240H239ZM260 238H263L262 237V235H261V237ZM165 239H166V243L167 244H169V242L171 241V240H173L172 238H171V236H166L165 237ZM225 239V240H224ZM229 241H228V240ZM246 239H247V241H246ZM236 240V241H235ZM243 240V241H242ZM251 240V241H250ZM58 241L60 242H62V240H59L58 239ZM71 241V240H70ZM215 241V242H214ZM224 241V242H223ZM228 243V244H226V242ZM36 242H37V240H36ZM193 242V239L192 238H189V240H188V242L186 243L187 244V247H190V245H191V243ZM216 242H217V244H216ZM230 242H231V244H230ZM234 242H235V244H237V245H235L234 244ZM240 242V243H239ZM63 243V242H62ZM118 242H116V244H117ZM177 243V242H176ZM58 244H61V243H58ZM71 244V245H70ZM69 244V246L68 245H66V248L64 249H61V247L62 246H65V245H63L62 244V246L61 245H58V246H60V247H56L57 249H61L62 250V252H63V256H65V254H67L68 252H69V248H71L72 247V244L73 243H70ZM221 244V245H220ZM243 244V245H242ZM117 245H119V244H117ZM170 245H172L173 246V248H175V244L171 241V244ZM178 254H182L183 252H184V250L182 251L181 250V246H179V242H178ZM234 245L236 246V249H234V250H232V247H234ZM67 246H68V248H67ZM84 246V245H83ZM89 246V247H88ZM218 246L220 247V248H218ZM222 246V247H221ZM74 247H77V246H74ZM79 247V246H78ZM77 247V250L79 249V248H81V249H79V251H76V248H71V250L72 251H74V252H72L71 250H70V252L68 253V254H70V259L72 258L71 256L72 255H75V256H73V258L70 260L69 258H68V256H65V257H63V256H61L62 254V252H60V254H58V253H56L55 254V251L54 252H52V256H51V259H52V257L54 258V256L55 255H57V260L55 259L53 262H51L50 261V264L51 263H53V264H64L65 262V264H106L107 262H104L105 261V257H103V255L104 256H106L107 255V253L105 254V252H111L110 254H109V256H108V258L106 259V261L107 260H109L108 262H109V264H138V260L137 259H135V260H132L129 256H128V253H127V251L125 250V249H123V247H122V245H121V247L122 248H120V252H119V254H118V252H115V250H111V251H102V252H96V251H93V247H91L90 245H85L83 248H82V246L81 247H79L78 248ZM86 247V248H85ZM187 247H185V248H187ZM246 247V248H245ZM85 248V249H84ZM92 248V249H91ZM225 248V249H224ZM229 248V249H228ZM29 249V250H30ZM59 249V250H60ZM216 249V250H215ZM219 249H220V253H219ZM67 252V253H65V251ZM91 250H92V252H91ZM206 250V251H205ZM229 250H231V251H229ZM75 251L77 252L76 254H75ZM207 251H208V253H210V256H208L209 254L207 253ZM212 251H214L213 253H212ZM229 251V252H228ZM234 251V252H233ZM73 254H72V253ZM93 252H96V255H98V256H96L95 255V253H93ZM175 252H176V249H175V251H174V253H173V257L175 256ZM182 252V253H181ZM219 253V255H218V253ZM65 253V254H64ZM104 253V254H103ZM216 255H215V254ZM229 253H231V254H229ZM34 254V255H33ZM45 254V253H44ZM55 254V255H54ZM198 254V253H197ZM208 254V255H207ZM225 254H226V256H225ZM236 254V255H235ZM58 255H60V256H58ZM122 255V256H121ZM196 255V254H195ZM201 255V254H200ZM199 254H198V257H196L195 256V258L197 259H193V261H192V264H200L199 263V261L198 260H200L201 259V256L203 257V255H201L200 256ZM207 255V256H206ZM212 255V256H211ZM215 257H214V256ZM227 259H225L223 256ZM233 255V256H232ZM34 256V257H33ZM95 256V257H94ZM199 256H200V258H199ZM206 256V257H205ZM222 256V257H221ZM245 256V257H244ZM58 257H60V259L58 258ZM68 259H67V258ZM93 257V258H92ZM211 257V258H210ZM221 257V258H220ZM101 258H103V260H101ZM207 258V259H206ZM225 259V261H224V259ZM233 258V259H232ZM251 258V259H250ZM50 259V260H51ZM63 259H64V261H63ZM253 259V260H252ZM62 260V261H61ZM67 260V261H66ZM69 260V261H68ZM92 260V261H91ZM100 262H99V261ZM174 260V259H173ZM196 262H195V261ZM220 260V261H219ZM252 260V261H251ZM30 261H34V262H30ZM132 261H136L135 263H132ZM223 261V262H222ZM228 261V262H227ZM27 262V263H26ZM71 262H73V263H71ZM213 262H215V263H213ZM222 262V263H221ZM230 262V263H231ZM48 264V263H47ZM108 264V263H107ZM206 264H208V263H206ZM257 264H259V263H257Z\"/></svg>", "mask_w": 264, "mask_h": 264}, {"label": "built area", "instance_id": "obj_3", "mask_svg": "<svg viewBox=\"0 0 264 264\" xmlns=\"http://www.w3.org/2000/svg\"><path fill=\"white\" fill-rule=\"evenodd\" d=\"M0 81L2 83L4 82L15 91L28 106L35 109L48 126L60 129L63 131L64 135L75 140L82 148L89 152L91 156L96 158L99 162H103L96 150V146L87 137L79 122L75 118L67 115L64 104H53L47 101L38 92H35L16 80L14 81V79L4 75L2 72H0ZM40 138V131L37 126L0 129V161L12 159L38 146ZM37 219L39 221L37 231L39 243L36 249L38 252H41L44 248L43 240L45 234L42 230L44 224L41 221L43 217ZM15 221L16 216L13 194L4 174L0 172V256L2 257H9L14 250L16 232ZM33 252L34 251L31 249H28L26 258L28 259Z\"/></svg>", "mask_w": 264, "mask_h": 264}]
</instances>
